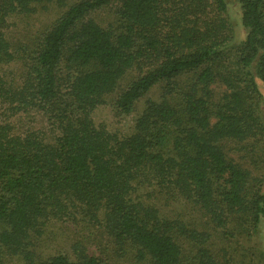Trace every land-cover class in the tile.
<instances>
[{
  "label": "trees",
  "instance_id": "16d2710c",
  "mask_svg": "<svg viewBox=\"0 0 264 264\" xmlns=\"http://www.w3.org/2000/svg\"><path fill=\"white\" fill-rule=\"evenodd\" d=\"M239 3L237 45L226 0H0V264H255L264 0ZM45 14L14 49L13 20ZM104 105L130 134L94 122ZM51 224L96 226L110 250L45 254Z\"/></svg>",
  "mask_w": 264,
  "mask_h": 264
},
{
  "label": "rangeland",
  "instance_id": "374dc122",
  "mask_svg": "<svg viewBox=\"0 0 264 264\" xmlns=\"http://www.w3.org/2000/svg\"><path fill=\"white\" fill-rule=\"evenodd\" d=\"M226 2L228 5V18L234 36L233 43L238 45L244 40L246 36V31L241 25V5L239 0H226ZM51 19L52 15L45 14L39 17H34L32 21L29 20L26 23L22 20H19V18L17 20H13L12 26L8 33L13 48L16 50H21L22 46H26V44L29 46L32 45V47L35 46L40 37V32L44 31L47 23ZM257 83L259 91L263 96L261 110L264 117V84L260 81H257ZM154 93L155 92L152 94L150 93L147 98L154 97ZM147 98L143 100V103L146 102ZM93 119L98 126L102 125L110 133L116 134L120 137L130 134L133 129V115H119L115 111V108L110 105L99 107L93 113ZM23 122L24 128L27 126L28 128L32 127L36 130L42 129L46 131L48 137L52 135L53 131L50 125L40 113H33L28 118H25V121ZM67 225H63L66 226V232H62L63 227L59 229L60 225L58 224H51V226L47 228V241L44 244V247H42L44 248L43 250L45 254H53L61 251L70 253L71 246L76 241H84L91 251H94L98 254H101L99 251L110 250V245L106 242V238L102 234L101 230L98 229V227L79 224L69 228ZM52 235L56 238V240L51 239ZM245 246L247 248L251 247L248 251V254L253 257L254 263L263 264L262 253L264 254V225H262L261 229L250 241V243L245 244ZM122 264L126 263L122 262Z\"/></svg>",
  "mask_w": 264,
  "mask_h": 264
}]
</instances>
